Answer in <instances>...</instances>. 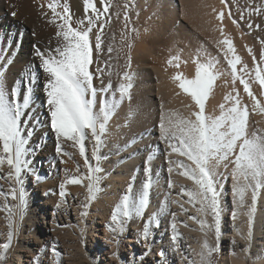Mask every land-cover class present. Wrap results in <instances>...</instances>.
<instances>
[{"label":"bare ground","instance_id":"obj_1","mask_svg":"<svg viewBox=\"0 0 264 264\" xmlns=\"http://www.w3.org/2000/svg\"><path fill=\"white\" fill-rule=\"evenodd\" d=\"M50 2L52 0H0V51L7 54L5 86L9 91L13 87L18 90V103H22L26 90L29 87L31 89L29 108L22 109L25 114L21 117V134L27 140V152L23 157L27 166L21 165L17 177L6 160L0 164V204H7L1 196L3 192H8V199L12 203L11 192L20 193L29 184L33 187L35 202L41 209L39 211L43 212L40 228L47 235L35 237V244L36 239H52L57 242V232L66 224L82 223L87 219L89 227L95 228V233L92 234V241L96 243L95 252L99 247L105 250L103 264H113L112 252L115 247L110 238L116 237L110 235L102 222L108 218L112 221L114 203L126 194L140 193L142 185L150 180L148 203L143 214H133L129 218L133 221L132 227L121 236L126 243L121 254L123 258L127 254L126 264H204L210 255L209 250L217 247L218 243L221 244L218 264H245L248 255L251 256V264L264 263V187L257 194L249 224V210L253 207L252 190L249 188L245 192L243 200L236 195L234 189L238 187V183L234 179V165L231 163L234 156H230L228 161L211 162L213 187L218 202L217 220L222 227L221 235L216 237L212 232L214 223L211 211H198L200 204L191 201L187 194L195 191L196 185L187 176L180 174L184 168L178 167V164L182 162L185 166H191V162L171 151L169 143L173 141L165 139L161 128L163 124L170 134L176 131L173 127L176 120L171 115L174 113L170 111L178 102L175 101L176 98L185 105L181 107V114L184 116L189 117L192 111L197 110L191 98L178 87L179 81L173 77L179 74L182 78L191 79L195 75L197 62L207 63L211 60L215 63L213 70L217 74V80L205 102L206 114L219 115L220 104L230 106V101H225L224 97L238 93L241 106L247 105L248 108L249 136L255 134L264 137V112L261 111L264 109V89L260 93L255 92L254 80L244 75L253 95L260 101V106L255 107L239 82V77H242L241 62L256 60L252 50L254 37L232 1L105 0V3H101V0H92L96 9L104 13L89 34L93 49V62L89 71L93 75V86L97 89L96 107L98 110L101 97L117 102L102 136L105 155L109 159L97 163L95 158L88 157V160L100 168L99 172L107 176L101 190V196L107 203L100 206L97 205V197L88 199L87 179L79 185L65 184L69 178L87 176V155L85 153L81 156L79 145L58 137L52 129L51 119H48L45 87L38 86L42 76L33 74L40 58L36 51L44 53L48 49H39L44 48L43 41L53 49L62 42V38L56 35L61 21L47 7ZM57 3L58 12H63V8L68 7L73 27H76V21L79 20H84L87 26V17L92 12L89 9L85 13L83 0H57ZM106 5L108 11L104 12ZM117 12L125 17L128 34L126 41L120 46L118 69L116 72H108L107 65L114 64L107 62L110 61L106 57L109 54L101 55V49H95V36L98 32L101 33V43L102 39L109 38L117 16L114 14ZM23 13L30 15L33 25L19 20V15ZM221 13L223 18L217 19ZM101 23L104 24L102 30ZM40 28H44V33L50 40H44L45 38L42 39L35 33ZM225 38L232 42L234 53H228L227 45L221 43ZM173 56H178L179 60L170 65L168 61ZM234 56L240 57V63L236 65L238 78L235 82L227 63V59ZM248 67L253 70L251 63ZM125 73L131 76L132 87L128 95L121 97L118 87L121 83H128L126 79H122ZM111 79L120 83L109 88L106 81ZM105 87L108 91L101 92L100 89ZM179 119L177 118L178 121ZM91 138L88 133L87 139ZM35 143L38 144L39 151L35 149L32 152ZM58 145L62 152H57ZM2 155L4 154L0 149V156ZM113 166L117 168L114 169ZM146 168L150 171L146 172ZM94 172L93 169V175ZM242 183L241 178L240 184ZM61 184H65L63 197L60 195ZM3 213L4 210L0 209V217ZM96 221L99 228L94 225ZM145 227L148 230L146 237ZM96 230L103 233L98 234ZM150 242H153L151 248ZM147 249L149 251L146 252ZM18 251V261L15 264H32L28 260L30 254L22 259ZM37 253L42 255L44 249H37ZM95 256L97 255L94 254ZM32 261L35 262L33 258Z\"/></svg>","mask_w":264,"mask_h":264},{"label":"snow or ice","instance_id":"obj_2","mask_svg":"<svg viewBox=\"0 0 264 264\" xmlns=\"http://www.w3.org/2000/svg\"><path fill=\"white\" fill-rule=\"evenodd\" d=\"M221 2L223 3L224 0ZM83 3L85 13L87 14L91 9L92 15L87 17V26H85L84 20H79L76 21V27L72 26V16L68 7L65 6L63 12H58L57 0H52L47 5L53 15L61 21L56 35L62 38V42L51 50L50 55H45L39 50L36 51V55L41 59L43 71L49 77L47 104L50 110L51 127L58 137L72 141L74 145H79L81 156L85 155L84 141L88 133L99 146L113 110L117 106L116 101L101 97L98 110L96 107L97 89L93 86V75L89 71V66L93 62V49L89 34L96 26V21L100 20L104 13L96 9L92 0H83ZM101 3H105V0H101ZM107 11L108 6L106 5L104 12ZM222 18V13L217 16V19ZM52 22L55 23V21ZM103 27L104 24L101 23L100 29L102 30ZM221 43L227 45L228 53L235 52L232 42L227 38L223 39ZM95 49L97 51L101 49L100 32L95 36ZM108 51L111 52L112 49L109 48ZM261 59L264 60V51L261 53ZM178 60V56H173L170 57L168 63L171 65L173 61ZM227 63L231 67L233 82H235L238 78L236 65L240 63V57L234 56L227 59ZM176 67H179V64H176ZM214 67L215 63L211 60L207 63L197 62L193 78H182L179 74L173 77L174 80L179 81L178 87L191 98L197 110L192 111L189 117L177 121L173 125L176 131L171 134L163 124L161 128L165 139L173 141L169 143L171 151L191 162V166H185L182 162L178 164V167L184 168L180 174L187 176L196 185L195 191L187 193L190 200L200 204L198 211L210 210L214 214V219L218 217L219 212L217 194L213 187L211 162L213 160L216 162L228 161L230 156H234L231 163L234 165V179L238 183V187L234 189L236 195L240 200H243L245 192L249 188L252 190L253 207L249 210L250 224L251 212L254 210L257 194L264 187V137L255 134L249 136L247 132L248 108L247 105L241 106L238 93L235 96L226 95L224 97L225 101H230V106L226 107L224 103L220 104L219 115L206 114L205 102L217 80ZM240 71L243 72L244 69L241 68ZM122 79H126L128 83L119 85L118 91L121 97L128 95L132 87L129 74L125 73ZM256 80L261 89H264V76L259 70L256 72ZM239 82L243 85L244 92L254 102V106L259 107L260 101L253 95L249 83L243 77H239ZM100 91L107 92L108 88H101ZM30 92L29 87L23 95L22 103H18L16 99L18 90L15 87L10 91L6 88L4 72L0 71V149L4 154L0 156V164L6 160L17 177L20 174L21 165L27 166V162L23 159L27 152L25 148L27 140L21 134V117L25 114L22 109L29 108ZM261 111L264 112V109ZM57 152H62L59 145ZM95 158L99 159V157ZM94 171L99 172L100 168L97 167ZM145 171L149 172L150 169L146 168ZM241 178L242 184H240ZM84 179L89 181L87 185L88 199L91 200L94 198L93 189L98 178L94 177L93 169L90 167L86 177H72L67 179L65 184L79 185L83 183ZM65 184L60 185L62 197L65 195ZM150 184V180L145 182L140 193L126 194L116 205L111 219L121 230L124 220L131 218L133 214L137 216L143 214L148 203ZM15 198L16 196L13 194V199ZM19 199L23 204L22 191ZM190 218L195 219L194 217ZM112 230L116 231L117 228H112ZM147 231V227H145V237ZM10 237L11 233H9ZM205 247H207L206 244ZM211 251L209 250V254Z\"/></svg>","mask_w":264,"mask_h":264},{"label":"rangeland","instance_id":"obj_3","mask_svg":"<svg viewBox=\"0 0 264 264\" xmlns=\"http://www.w3.org/2000/svg\"><path fill=\"white\" fill-rule=\"evenodd\" d=\"M231 1L234 4V7L236 8L239 16H242L240 18H242V21L244 22V24L246 26L248 25L247 27L252 33L251 36L254 37L253 39L254 44L252 46V50H253L254 56L256 57V58L254 57V59L256 60L253 61V59H248L247 62L243 60L241 62V66H242L241 68H243L244 71L241 72V74H242V77L247 76V78L250 77L249 79L254 80V86H255V87L253 86L254 91L256 90L258 91V93H260L262 89L256 80V72H257L256 70H259L261 72V75H264V71H262L264 70L263 69L264 60L261 59V53L262 51H264V39H263L264 38V0H231ZM15 13H17V11ZM114 15H117V16L115 17L116 20L114 19V25L112 26V31H111L112 33L109 36V38L102 39L103 43H101V46L103 47L100 50L102 51L100 53L101 55L106 56L109 54L106 57H107V60H110V61H107V62L114 64L111 66V64H108L105 62L106 65L108 64L106 69L107 70L111 69L110 71L108 70V72H116V70L118 69V65L120 64L119 62L120 55H121L120 46H122L123 43L126 41V37L128 34V30L125 25L126 23L125 17L119 14V12H117ZM19 16H20L19 20H21L23 23L26 24L28 22L27 24L33 25V22L29 14L23 13L22 15L20 14ZM115 21L117 24L115 23ZM44 32H45L44 28L35 30V33L38 36H40L41 38L43 37L42 39L45 38L44 40H50L48 35L45 34ZM44 42L46 41H43L44 48L40 47L39 49L45 50L48 48L47 50L44 51V54L50 55L51 50H53V48H49L50 45H47ZM109 48L112 49V52L108 51ZM114 52L118 56L115 55ZM1 53L3 52L0 51V71H3L6 74V69H7L6 64L7 63L5 62H6L7 54L6 53L1 54ZM111 53H112V56H111ZM250 63L251 65H253V70H250L248 67L250 66ZM246 64H249V65H246ZM254 64L256 66H254ZM37 66L33 74L34 75L39 74L40 77L42 76L41 77L42 81L38 83V86L42 88L45 87L43 89L46 92L45 96L47 97V90H48L47 83H48L49 77L47 73L43 72L42 62L40 58H39V61H37ZM114 67L115 69L113 70ZM13 82H15V79H13ZM116 82L117 80H115L114 82L113 79H111L108 82L106 81V84L107 86H109L108 84L111 83L110 87L112 88V86H115V85L117 86V84L120 83L119 81L118 83ZM174 93L176 94V92ZM179 100H180L179 98H176L175 101H178L177 103L174 102L176 104L175 105L176 107L174 106L170 110L171 112L174 113V114H171L173 116L171 117L174 120H176V123L178 121L177 118L181 119L182 116L183 118L187 117L181 114V111H182L181 107H184L185 105L183 106V103L179 102ZM48 109H49V105H48ZM175 110H176V113H175ZM49 118L51 119L50 110H49L48 119ZM87 140L88 139L86 138L84 141V149L87 155L86 159L88 162V167H91L95 170L97 168V165L93 164L92 161L88 160V157H93V158L99 157V159L95 158L96 162L99 163L100 161H104V159L108 160L109 156L105 155L102 140L99 146L96 145V141L94 139L92 138L89 139L88 140L89 142H87ZM34 145L31 151L34 152L35 149L36 151H39L38 144L35 143ZM94 152H95V156H94ZM113 167L114 169L117 168L116 166H113ZM108 175H110V173H108ZM94 177L98 178V180L94 185L93 192H94V196L97 197V200H96L97 205L100 206L102 204L107 203L104 201V198L101 196L102 186L104 185V180L107 176L101 174L100 172H94ZM21 191L23 192V195H24L23 204H21L20 199H19ZM21 191L20 193H16L14 191L11 192L10 199L12 198V203L8 199V195H7L8 192H3V194L1 195L2 197H4L7 204L5 202H1L0 204V209L4 210V213L0 217V264H15V262L18 261L17 255H16L18 250H19L18 252L21 254L22 259L23 258L26 259L28 254H30L31 256L28 258V260H31L32 264H103L102 257H104L103 255H105L106 251L102 250L99 247L98 250L95 252L96 248L94 244L96 243L92 241V234L95 233V228L89 227L90 224L87 219H85L84 222L82 223L76 222V223L66 224L63 228L60 229V231L57 232L59 234L58 236L59 238H57V242H55L52 239H49V240L46 239L45 241L42 239H39V240L36 239V244H35L34 243L35 237L41 234L46 235L45 231H43V229L40 228L41 220H42L41 217H42L43 212L39 211L41 209L38 208V203L35 202L36 198L34 196L33 187H31L28 184V185H25ZM13 194H15L16 196L15 199H13ZM82 200L84 199L82 198ZM120 200L114 203V208L116 207L115 205L120 203ZM210 215L214 223L213 224L214 227L212 226V232L214 235H216V237L219 238V236L221 235L222 227L219 225V222L217 220L218 217L214 219V214L210 213ZM97 219L100 220L99 218ZM121 219L123 218L121 217ZM102 223H103V226L108 230L110 235L116 237V239L110 238V241L112 242L111 244L113 245V247H115V250L112 252L113 258H114L113 264H126L127 254L124 256V258L121 255L122 250L126 248V243L123 242L124 238H122L121 236L124 235L125 231H127L130 227H132L133 221L130 219L124 220L122 230L116 224H114L113 221H111L109 218L108 220L104 219ZM94 225L97 226L98 228L100 227L98 221H96ZM217 227L219 229L218 232H217ZM112 228H117V230L113 231ZM9 233H11L10 238H9ZM96 233L102 234L103 231L96 230ZM95 239L97 240L98 237H95ZM152 246H153V242H150L149 248H151ZM40 248L44 249V253L42 255H38L37 253V249L39 250ZM147 251H149V249H147L146 252ZM69 253L71 255H69ZM94 254H96L97 256L94 257ZM220 256H221V244L218 243L217 247H215L211 251L210 255L207 257V260L205 261L204 264H218ZM32 258L33 260H35V262L32 261ZM23 262L24 261H22V263ZM245 264H251V256L248 255V257L246 258ZM261 264H264V263H261Z\"/></svg>","mask_w":264,"mask_h":264},{"label":"crops","instance_id":"obj_4","mask_svg":"<svg viewBox=\"0 0 264 264\" xmlns=\"http://www.w3.org/2000/svg\"><path fill=\"white\" fill-rule=\"evenodd\" d=\"M245 263H246V261H245Z\"/></svg>","mask_w":264,"mask_h":264}]
</instances>
